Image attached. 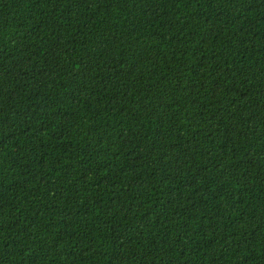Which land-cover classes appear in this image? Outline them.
I'll use <instances>...</instances> for the list:
<instances>
[{
    "label": "trees",
    "instance_id": "trees-1",
    "mask_svg": "<svg viewBox=\"0 0 264 264\" xmlns=\"http://www.w3.org/2000/svg\"><path fill=\"white\" fill-rule=\"evenodd\" d=\"M0 264H264V0H0Z\"/></svg>",
    "mask_w": 264,
    "mask_h": 264
}]
</instances>
